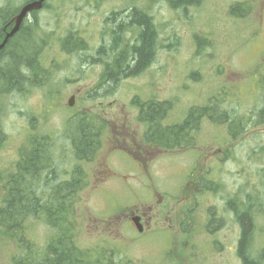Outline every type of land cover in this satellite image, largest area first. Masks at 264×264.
Wrapping results in <instances>:
<instances>
[{
  "label": "rangeland",
  "instance_id": "obj_1",
  "mask_svg": "<svg viewBox=\"0 0 264 264\" xmlns=\"http://www.w3.org/2000/svg\"><path fill=\"white\" fill-rule=\"evenodd\" d=\"M24 1L0 0V7L18 8ZM119 1L126 0H47L36 20L30 16L25 21V25L36 21L38 45L41 38L47 39L40 61L48 72L42 76L46 80L42 84L26 83L25 91L0 96V128L6 136L0 146V179L14 169L20 148L33 132L52 135L57 164L69 168L73 160L63 132L67 119L82 110L93 109L103 117L107 113L112 131L129 119L133 128L143 129L135 122L134 97L143 102H171L163 122L168 125L180 123L191 107L213 102L231 118L249 117L263 105L264 0H247L251 9L241 18L231 15L229 7L243 0H200L170 11L167 40L158 41L159 50L150 68L137 78L119 81L114 89H107L108 84L95 88L102 68L89 64L81 68L80 56L91 58L104 44V17ZM69 33L82 36L87 50L65 52L62 39ZM199 41L202 46L198 50ZM78 87L83 89L69 107L67 100ZM111 101L115 105L106 107ZM195 131L194 149L159 155L145 169L114 149L111 155L118 166L108 182H116L117 190L98 188L96 191L102 190L98 197L84 193L79 204L77 244L103 254L104 264L109 259L116 264H242L236 253L240 225L228 205L236 198L241 208L253 205L249 252L258 256L264 247V123L255 127L247 124L237 139H232L227 124L204 117ZM218 148L222 151L215 152ZM104 169L97 162L89 165V184L92 172ZM198 174L203 179L201 192L192 194L189 202L183 201L185 181ZM155 194L162 198L160 208L172 212L166 221L137 232L129 220H117L127 206L149 203ZM185 204L190 219L182 231L173 215ZM29 223V237L42 245L48 230L42 222ZM13 245L0 234V264H12Z\"/></svg>",
  "mask_w": 264,
  "mask_h": 264
},
{
  "label": "trees",
  "instance_id": "obj_2",
  "mask_svg": "<svg viewBox=\"0 0 264 264\" xmlns=\"http://www.w3.org/2000/svg\"><path fill=\"white\" fill-rule=\"evenodd\" d=\"M26 1L29 0L24 2ZM175 1L182 6L200 2V0ZM17 9L0 7L1 24L3 25ZM250 9L247 0H243L232 4L229 12L233 16L243 17ZM33 16L36 17V12H33ZM36 27V23L23 24L7 41L4 49L0 50V96L25 91V83L39 85L44 79L42 77L44 73L48 72L40 61L47 39L41 38V44L37 45ZM73 34L75 33H69L65 40L63 39L66 44L72 41V46L76 45L77 41L72 40ZM1 38L0 36V40ZM201 46L202 42L199 41L198 50ZM153 49L154 40L149 34H145L140 45L132 47L130 55L114 56L111 65L124 64L125 61L134 59L137 66L147 62L149 64L155 57ZM22 67H26L25 75L22 74ZM132 72L135 71L129 68H106L101 80L108 82V86L112 87L117 80ZM135 103L138 108L137 121L144 127L142 134L144 142L169 149L179 147L184 140L190 144L189 139H192L190 131L198 129L200 120L204 117L227 124L232 139H237L247 124L255 127L264 123V103L255 112H251L249 117L237 115L231 118L213 102L208 106L191 108L185 120L169 126H163L162 120L171 107L170 102L154 100L143 102L135 99ZM107 130L108 123L96 113H82L67 119L63 135L72 148L73 168L72 175L60 181L56 177L50 178L59 167L53 157L52 146L55 145L53 136L34 132L28 136L29 139L19 150L20 158L15 162L14 169L0 179V234L14 244L13 253L10 254L12 264L105 263L106 258L103 254L95 252L94 249L92 252L82 249L77 244L76 234L79 232V204L83 199L81 192L89 184L84 165L87 161L90 164L98 156L99 146L106 139ZM5 138L0 128V146ZM43 169L47 171L46 176L38 178ZM228 205L241 227L236 248L238 258L242 264H260L264 260V247L258 256H252L249 252L254 227L253 205L249 203L247 207L241 208L236 198L229 200ZM30 221L42 222L48 230L42 245L28 237ZM108 261V264H116L110 259L106 260ZM118 264L124 263L120 261Z\"/></svg>",
  "mask_w": 264,
  "mask_h": 264
},
{
  "label": "flooded vegetation",
  "instance_id": "obj_3",
  "mask_svg": "<svg viewBox=\"0 0 264 264\" xmlns=\"http://www.w3.org/2000/svg\"><path fill=\"white\" fill-rule=\"evenodd\" d=\"M44 7L45 4L43 8ZM179 7H182V5H179V3L176 2L175 0H126V1H119L117 3H114L113 6L111 7V10H109L107 12V15L104 17V25H103V30L101 32L102 35H105L103 38L104 44H101L99 47H97V49L95 50V54H93L91 58L85 56V54L83 55L87 58H85L84 56H80L82 61L81 68L84 67L83 64L92 65L94 66V68H102V71L98 77V82L95 88L102 87L106 84L109 85L108 82L101 80V76L105 72L106 68H129V70L135 71L132 72V74L117 80L116 83L112 85L113 89L116 87L119 81L128 78H137V76H139L142 72L150 68V65L153 61L149 64H147L148 63L147 62L140 66H137L135 59L134 60L128 59L130 61H125L124 64H117V65H111V61L114 60V56L116 55L119 56L130 55L132 52V47L139 46L142 41V37L145 34H149L151 36V39L154 40L153 52L155 56V54L159 50L157 45L158 41L167 40V36H168L167 25H168L170 11L176 10ZM38 12L39 11H37L36 14ZM30 16H32L33 19L36 20V17L33 16V12L29 13L28 18ZM9 19H7L3 25L1 24V20H0V36L2 37L1 40L4 38L5 32L9 31L10 29V27H6L5 29L6 23L8 22ZM35 22H32V24ZM72 36H73L72 40L77 41L76 45L74 46H72L71 43L72 41H69L67 44L65 43L64 38L66 36L63 38L64 40L62 39V48L65 52L70 53L74 50H76V52L87 50V42L84 40L82 36L80 35L78 36L77 33L73 34ZM22 68L24 69L26 67H22ZM26 73H27L26 69L22 70L23 75H25ZM29 79H31V76ZM44 80L45 79H43L41 84L44 82ZM109 88L111 89V87L108 86L107 89ZM82 89L83 87L76 88L75 91L70 96H73L75 100V97L81 93ZM131 102L136 107L135 99L134 102L133 100ZM113 105H115V102L111 101L108 102L105 106L113 107ZM92 111L94 110L93 109H90L89 111L82 110L76 113V115L82 113L88 114L89 112ZM104 114H103L104 117L101 116L100 114L98 115L100 118H102L104 121L107 122L108 116L106 115L108 114L107 113ZM76 115L75 114L71 115V117L69 118H74ZM137 115L138 113H136L135 122L137 121ZM186 117L183 118L182 121L185 120ZM164 120L165 118L162 120V125L169 126L168 124L163 123ZM137 123L140 126H142L138 121ZM106 132H108L107 137L106 139L103 140V144L99 146L98 156L90 163V164H95L97 162L98 165L105 167V169L92 172L91 174L92 183L88 184V187L81 192L82 197L86 191L87 193L90 192L91 195L98 197L100 196L99 192L104 189L111 190L112 192H115L117 190L116 187L118 185L116 182L114 181H111L110 183L108 182V178L112 174L114 166H118V162L116 161V158L114 157V155H111L114 149H119L123 151L125 154H127L132 160L136 162V164L138 165V167H140V169L142 168L145 169V166L148 165L149 163H152L157 158V156L159 157V155L167 154L168 152L169 153L173 152V150H169V148H163L158 145L145 143L142 138V134L144 133V130L133 128L130 119L129 122L127 121L122 122L120 129L112 128V131L110 129V132L109 130H107ZM190 133L192 135V139H189V142L193 141L195 143L194 141L195 133H196L195 129L191 130ZM185 142L186 141L184 140V142H182L178 148H181L183 150L189 148L194 149L195 147L194 145H186ZM52 147L54 150L53 157L55 158L56 161L57 160L56 143ZM60 149H62V147H60ZM217 151H222V149L220 148L215 149V152ZM70 152L72 155V148L70 149ZM199 155L200 154H198L196 159H199ZM111 163H113V165ZM90 164L87 161L85 162L84 165V168L86 169V172L88 174V178H87L88 183L90 177L88 166ZM196 164L197 162L195 160V166ZM72 168H73V163L72 165L69 166V168H65V169H62V167L59 166L56 170H54V173L52 174L53 176L50 178L56 177L58 181L62 179H68L72 175ZM45 170L46 169H43L42 174L39 173L38 178H41V176L42 178L46 176L47 171ZM61 172H64L63 175H66L65 178H61L62 176L60 177V174H62ZM195 176L196 175H192L191 177L187 178V180L185 181L184 187L181 190V195H182L181 198L183 201L189 202L192 198L191 197L192 194L193 196H197L198 192L199 193L201 192V187L203 183L202 175L198 174L197 178ZM101 184H103V186L99 187V185ZM98 188L102 190L96 191L98 190ZM161 199L162 198L160 195L155 194V196H153V199L149 203H143L139 205L133 203L129 205L125 211H122L117 216V218L118 220H129L132 226H134L132 219H135L138 221V223L142 224L143 227L148 229L149 226L153 223H158L161 220L166 221L168 215L172 213L170 211H165L163 207L160 208V205L162 204ZM188 212H189L188 207L184 206L181 212L177 211L173 215L175 221L178 222V224L181 226L182 229H184V224L189 223L190 217L188 215ZM230 212L232 213V210H230ZM208 219L210 221L211 217ZM215 232L216 231H214V233Z\"/></svg>",
  "mask_w": 264,
  "mask_h": 264
},
{
  "label": "water",
  "instance_id": "obj_4",
  "mask_svg": "<svg viewBox=\"0 0 264 264\" xmlns=\"http://www.w3.org/2000/svg\"><path fill=\"white\" fill-rule=\"evenodd\" d=\"M45 0H30L23 4L16 14H14L6 23V27H10L9 31L5 32L4 38L0 42V50H3L7 41L13 37V35L20 29L21 24L23 23V20L28 16V13L31 11L40 10L43 6V3ZM67 104L69 106H72L74 104V97L71 96ZM134 224L136 225L138 231H141L142 228L140 225L137 224V221L133 219Z\"/></svg>",
  "mask_w": 264,
  "mask_h": 264
},
{
  "label": "bare ground",
  "instance_id": "obj_5",
  "mask_svg": "<svg viewBox=\"0 0 264 264\" xmlns=\"http://www.w3.org/2000/svg\"><path fill=\"white\" fill-rule=\"evenodd\" d=\"M182 9V8H181ZM74 76V75H73ZM194 76V75H193ZM62 84V83H61ZM112 88V87H111ZM48 92V91H47ZM105 92V91H104ZM86 93V92H85ZM50 95V94H49ZM87 96V95H86ZM49 97V96H48ZM146 98V97H145ZM55 100V99H54ZM145 100V99H144ZM27 102V101H26ZM222 102V101H221ZM47 106V105H46ZM214 107V106H213ZM234 108V107H233ZM229 110V109H228ZM206 114V113H205ZM76 115V114H75ZM185 127V126H184ZM91 130V129H90ZM60 135V134H59ZM65 150V149H64ZM63 156V155H62ZM66 158V157H65ZM60 171V170H59ZM74 176V175H73ZM262 178V177H261ZM60 179V178H59ZM246 179V178H245ZM39 221V220H38ZM25 223V222H24ZM53 229V228H52ZM73 229V228H72ZM23 232V231H22ZM13 236V235H12ZM29 237V236H28ZM70 238V237H69ZM32 248V247H31ZM22 251V250H21Z\"/></svg>",
  "mask_w": 264,
  "mask_h": 264
}]
</instances>
